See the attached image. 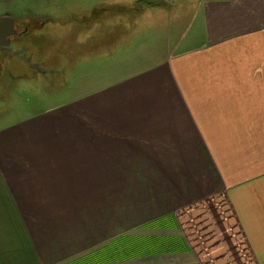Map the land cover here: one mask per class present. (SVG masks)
I'll list each match as a JSON object with an SVG mask.
<instances>
[{"label":"crops","instance_id":"obj_1","mask_svg":"<svg viewBox=\"0 0 264 264\" xmlns=\"http://www.w3.org/2000/svg\"><path fill=\"white\" fill-rule=\"evenodd\" d=\"M175 2L142 60L101 42L75 100L0 125V264H195L170 221L219 192L264 264V0Z\"/></svg>","mask_w":264,"mask_h":264},{"label":"rangeland","instance_id":"obj_2","mask_svg":"<svg viewBox=\"0 0 264 264\" xmlns=\"http://www.w3.org/2000/svg\"><path fill=\"white\" fill-rule=\"evenodd\" d=\"M166 2L0 0V16L9 15L19 30L26 31L20 42L13 41L5 46V51L0 52V125L26 116L28 112L75 100L79 92L77 58L80 59L81 55L84 57V62L80 63L84 68H95L98 58L93 53L99 50L101 42L112 47L116 39H135L133 51H127L125 58L133 56L142 60L135 51L138 39L153 41L159 36L143 35L138 29L147 25L156 26L160 19L172 22L177 3L170 1L172 7L169 8ZM81 84L86 87L89 83H78L79 89ZM222 189L225 190V187ZM223 193L191 200L175 211V220L170 223L179 227V238L185 241L179 240L187 245V253L195 264H254L251 258L241 256L247 254V248L241 242V235ZM163 225L161 222L159 233L153 236L162 237L161 229L167 228ZM177 226L169 228L175 231ZM147 244L149 249H154L167 243L143 242L144 249ZM132 245L139 247L141 242L133 239ZM236 250L239 252L236 253ZM145 253L138 249L132 254L131 261L139 264L143 260L140 257ZM147 260L152 259L147 257Z\"/></svg>","mask_w":264,"mask_h":264},{"label":"flooded vegetation","instance_id":"obj_3","mask_svg":"<svg viewBox=\"0 0 264 264\" xmlns=\"http://www.w3.org/2000/svg\"><path fill=\"white\" fill-rule=\"evenodd\" d=\"M4 15L7 16V14H4ZM4 15H2V16H4ZM2 16H0V17H2ZM8 17L11 19V21H9L10 25L8 23L4 22L2 24V27H0V41H2V42L3 41H7V43H8L7 45H9L13 41L20 42L19 39H21L22 38V34H24V32H26V31H23L24 29L23 30H19L18 26L15 24L14 19L11 18L9 15H8ZM2 34L5 36V38H3V39H1V37H2L1 35ZM0 49H1L0 52H3L7 48L0 44Z\"/></svg>","mask_w":264,"mask_h":264},{"label":"water","instance_id":"obj_4","mask_svg":"<svg viewBox=\"0 0 264 264\" xmlns=\"http://www.w3.org/2000/svg\"><path fill=\"white\" fill-rule=\"evenodd\" d=\"M9 21H11V19L8 17V15L6 16V15H4V16H2V17H0V27H2V24L5 22V23H8L9 25H10V22ZM2 37H1V39H3V38H5V36L2 34L1 35ZM0 44L2 45V46H6L8 43H7V41H0Z\"/></svg>","mask_w":264,"mask_h":264}]
</instances>
